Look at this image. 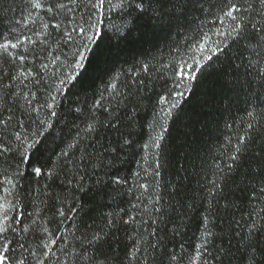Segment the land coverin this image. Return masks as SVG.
I'll list each match as a JSON object with an SVG mask.
<instances>
[{
    "label": "trees",
    "instance_id": "obj_1",
    "mask_svg": "<svg viewBox=\"0 0 264 264\" xmlns=\"http://www.w3.org/2000/svg\"><path fill=\"white\" fill-rule=\"evenodd\" d=\"M40 2L42 7L34 9L32 0H0V42L9 36L23 40L17 49H10L13 56L0 57V120L7 121L0 124V149H6L0 152V204L11 209L10 217L18 215L24 222L16 224L18 229L33 219L41 228L48 227L47 233L28 234L33 246L50 245L43 249L49 253L47 264H77L75 257L88 225L109 234L108 246L115 257L111 264H155L149 241L155 243L160 235L166 236L163 243L168 253L184 257L182 264H189V258L194 264H245L241 238L253 223L258 230L256 264H264V166L259 158L264 155V97L256 99L254 93L246 95L228 84L235 65H241V76L247 68L244 49L232 45L227 56L218 54L219 62L192 82L187 99L169 96L175 87V68L193 64V57L202 58L199 44L211 49L227 43L220 33L226 34L232 22L218 19L225 0H198L173 26L149 31L142 39L117 46L115 39L97 38L108 55L101 60L87 52L91 63L85 61L84 69L75 66L74 57L83 51V41L73 30L86 26L89 0ZM250 2L259 9L258 0ZM57 3L65 8L47 11ZM121 23L117 13L105 14L106 27ZM53 24L59 27L52 28ZM89 48L100 50L95 45ZM18 55L25 56L24 62ZM69 77L75 79L69 83ZM52 96L56 102L48 109L45 102L52 103ZM160 96L168 97L169 103L180 101L172 117L161 111L168 105L159 103ZM97 101L95 114L101 121L109 112L119 116L123 125L129 116L133 118L131 129H121L131 132L132 143L112 170L126 183L85 194L77 190L80 183L90 186L96 179L89 157L95 162L103 154L101 144L107 145L116 136L105 128L84 133V117ZM76 106L84 113L79 119L71 110ZM17 134L25 146L32 140L41 142L42 155L29 152L31 165L17 167ZM158 135L163 139L156 147L153 141ZM241 137L249 138L247 151L234 164L231 157L237 155ZM64 151L73 163L63 171L46 163L57 161ZM37 161L46 164L40 177L31 171L32 166H39ZM51 169L56 175L50 177ZM81 204L85 207L79 214L68 211ZM61 206L65 218L57 214ZM159 208L180 226L179 235L157 231L164 228L153 224ZM205 216L214 236L195 259V245L205 243ZM110 220L115 224L110 225ZM153 232L155 236L150 235ZM52 240L56 243L51 244ZM221 256L222 261L214 259Z\"/></svg>",
    "mask_w": 264,
    "mask_h": 264
},
{
    "label": "snow or ice",
    "instance_id": "obj_2",
    "mask_svg": "<svg viewBox=\"0 0 264 264\" xmlns=\"http://www.w3.org/2000/svg\"><path fill=\"white\" fill-rule=\"evenodd\" d=\"M198 0H89V19L84 22L86 26H77L73 31L77 38H82L83 51L78 50L74 57L75 66L80 69L85 68V61H89V57L86 55L87 52L92 53V57L95 59H105L108 55L103 49H100V45L97 43V38L101 40L106 36L109 40L115 39L116 45L121 43L138 40L144 38L149 31L155 32L164 28L173 26L181 17H183L189 5L195 6ZM259 9H257L256 3L250 2V0H225V3L220 9V19L223 23L224 18L230 20L231 28L225 34L220 33L224 36L225 43L224 47L221 48L217 45L215 48L206 49L204 44H199V50L201 52V59H195L193 57V64L186 66H179L175 68L174 84L175 87L169 93L171 97H181L187 99L186 93L191 94L192 82L197 81L200 76L204 75L207 70L211 69L213 64L218 63L220 55L227 56V49L231 48L232 45H239L244 49L246 53L243 59L247 61V68L241 76L239 74L240 64L235 65L236 72L228 80V84L233 89H238L245 92V94L254 93V98L260 99L264 97V67L261 66V62L264 61V0H258ZM32 8L40 9L42 4L40 0H32ZM57 8L63 9L65 5L63 3H57L47 9L48 12H54ZM106 13H117L121 18V25L115 27L112 25L105 26V14ZM45 28L49 25L45 24ZM52 28H58V24L51 25ZM143 29V31H142ZM71 39V34H69ZM13 39L15 42H12ZM25 39H29L25 37ZM23 40L20 36H9L5 38L3 42H0V57H11L13 53L10 49H17ZM89 45H95L99 51L89 48ZM207 51L209 55H203ZM21 62H24L25 56L18 55L17 57ZM215 58V59H214ZM91 63V61H89ZM30 75V73H29ZM75 77H69L67 82ZM62 84L65 81L61 82ZM179 89H182L179 90ZM52 103L45 102V107L52 109L56 102V97H51ZM159 103L161 105L167 104L168 107L161 109L166 117H172L173 110L180 107V101L174 100L169 103L168 97L160 96ZM99 106V101L93 104V111L84 117L86 126L83 131L85 134H95L100 128L109 129L116 134L115 139H109L107 145L101 144L103 154H98L95 162L89 157V162L92 164L94 169L93 175L96 177L94 184L86 186L80 183L78 191L88 194L95 190L96 192L102 193L109 184L114 186L126 183L122 177L116 175L112 170L116 168V162L120 160V154L125 148L131 145L132 140L130 138L131 132L125 133L121 129L127 127L131 129L132 120L131 116L128 117L127 125H123L119 116H112L109 112L103 121H101L95 114V108ZM77 113V119L83 116L82 109L78 106L71 109ZM51 115L55 116L56 112L52 111ZM249 116L252 112L248 113ZM43 123V122H42ZM0 124H7V121L0 120ZM251 127V125H249ZM36 135V134H33ZM25 140L28 138L25 137ZM163 139L162 135L155 137L153 143L156 147H159V141ZM247 137H241L238 140V147L236 148L237 155L232 156L231 159L235 164L240 156L247 151ZM16 140L20 141V145L17 147V167L21 164L32 163V157L29 155L30 150L33 151L34 155H42L41 142L39 140H32L25 146L24 140H21L19 134L16 135ZM71 147V145H69ZM147 147V145H145ZM6 149H0V152ZM69 152L64 151L60 153L57 161H51L49 159L46 163H52L56 168H60L61 171L67 164L73 163V161L67 159ZM107 157V158H105ZM261 165L264 166V155H260ZM83 159V157L81 158ZM39 164V161H37ZM233 165H229L231 168ZM46 164H39V166H32V174L36 177L44 175L43 169ZM264 170V167H261ZM21 175H23L21 173ZM48 175H56L55 169H51ZM83 179V178H82ZM264 190V189H262ZM63 201H61V205ZM15 208V205L12 206ZM84 205L71 206L68 211L71 213L79 214L84 211ZM11 209L5 208L4 205L0 204V211H2V217H0V264H47L49 253L43 249H48L49 244H36L33 246L28 241V234L35 233L36 231H42L47 233L48 227L41 228L38 222L33 219L30 224L24 225L21 228H17L16 224H23L18 215L9 216ZM159 213L157 221H153V224H163V229H157L159 232L170 233L172 236L179 235V225L172 219V217L163 208L156 209ZM57 214L61 218L66 217V212L61 206L57 209ZM125 224L128 221H124ZM109 224H115L114 220H110ZM171 225V227H169ZM203 233L205 237L204 245H195L197 249V256L195 259L200 258V252L202 248H206L214 236V233L209 228V219L207 216L203 218ZM59 230V229H57ZM256 229L255 224L252 225V230L249 231L247 236L241 238L242 247L246 253L245 264H256V253L258 251L255 241ZM108 233L103 229H93L91 225H88L85 232L83 233V243L81 248L76 254L77 264H111V261L115 259L111 255V249L108 246ZM155 236L156 232L150 234ZM166 236L160 235L156 239L155 243L149 241V247L154 250L152 257L155 264H182L184 257H177L175 252L168 253L164 247V240ZM56 240H52L51 244H55ZM91 249V253L89 252ZM156 250H159L156 252ZM140 249H137L139 252ZM261 255H264V251H261ZM43 257V259H41ZM214 259L223 260V257H215ZM189 264H194V259L189 258Z\"/></svg>",
    "mask_w": 264,
    "mask_h": 264
}]
</instances>
